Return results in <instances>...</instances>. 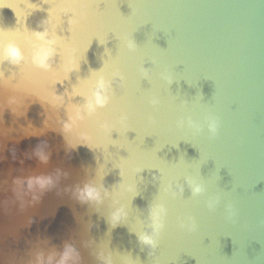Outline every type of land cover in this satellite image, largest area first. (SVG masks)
<instances>
[{"label": "water", "instance_id": "95a60500", "mask_svg": "<svg viewBox=\"0 0 264 264\" xmlns=\"http://www.w3.org/2000/svg\"><path fill=\"white\" fill-rule=\"evenodd\" d=\"M0 264H264V0H0Z\"/></svg>", "mask_w": 264, "mask_h": 264}, {"label": "clouds", "instance_id": "9594fccd", "mask_svg": "<svg viewBox=\"0 0 264 264\" xmlns=\"http://www.w3.org/2000/svg\"><path fill=\"white\" fill-rule=\"evenodd\" d=\"M196 191H199V189H196Z\"/></svg>", "mask_w": 264, "mask_h": 264}]
</instances>
